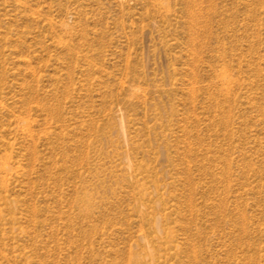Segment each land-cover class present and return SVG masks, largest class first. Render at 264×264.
I'll list each match as a JSON object with an SVG mask.
<instances>
[{"label":"rangeland","instance_id":"obj_1","mask_svg":"<svg viewBox=\"0 0 264 264\" xmlns=\"http://www.w3.org/2000/svg\"><path fill=\"white\" fill-rule=\"evenodd\" d=\"M0 264H264V0H0Z\"/></svg>","mask_w":264,"mask_h":264}]
</instances>
